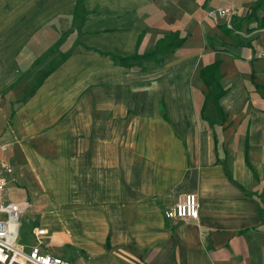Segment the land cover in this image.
Segmentation results:
<instances>
[{"label":"crops","instance_id":"1","mask_svg":"<svg viewBox=\"0 0 264 264\" xmlns=\"http://www.w3.org/2000/svg\"><path fill=\"white\" fill-rule=\"evenodd\" d=\"M255 2L83 0L77 29L76 0H0V175L25 195L7 203L81 264L95 242L100 264H264V177L251 172L264 163V29L244 20ZM228 5L232 31L207 17ZM173 35L169 53L117 62ZM217 62L219 86H206ZM189 193L198 220L165 219Z\"/></svg>","mask_w":264,"mask_h":264},{"label":"built area","instance_id":"2","mask_svg":"<svg viewBox=\"0 0 264 264\" xmlns=\"http://www.w3.org/2000/svg\"><path fill=\"white\" fill-rule=\"evenodd\" d=\"M207 17L215 22H223L230 27L234 17V8L230 5L218 7L207 12ZM256 59H264V50L255 53ZM4 149L3 147H1ZM1 171L10 173L11 169L1 164ZM6 181L0 175V264H70L65 259L41 252L40 239L45 236V230L33 229L36 244L28 251L18 242L19 216L25 211L23 204L6 203L4 200ZM167 220H178L184 223L197 221L199 218V203L194 194L178 195L175 203L164 212Z\"/></svg>","mask_w":264,"mask_h":264},{"label":"rangeland","instance_id":"3","mask_svg":"<svg viewBox=\"0 0 264 264\" xmlns=\"http://www.w3.org/2000/svg\"><path fill=\"white\" fill-rule=\"evenodd\" d=\"M230 6H232V5H230ZM232 7L234 8V17H233V21H232V25H233L234 20L237 18L236 17L237 14H236V8L234 6H232ZM49 59H53V61H56V62H58V60H59L57 55H52ZM48 62L49 61L44 62L46 67L48 66ZM51 66L52 65L47 67L46 70L51 68ZM33 69H35V68H33ZM192 114H194L193 117L194 116L197 117L198 111H195ZM207 115L210 118L216 117V112L214 110L213 105L209 108ZM1 118H0V122H1ZM1 124L2 123H0V125ZM1 127L2 126H0V128ZM7 152L0 151V159L3 158L4 156H6ZM251 172L255 176L264 177V163L254 162L251 166ZM18 189L19 188L16 186V184L14 182L8 183L6 193L4 192L5 196H6L5 197L6 203L15 201L16 199H21V196H23L25 198L24 193L20 192ZM34 217H35L34 214L31 213L29 208L19 216L18 242L23 244V245H26V247H31L34 244H36V241L34 240V238L32 237V234H31L32 228L36 227V226H42L43 225V221L42 222H35L33 220V219H35ZM49 228L51 229V231L53 230V228L51 226H49ZM60 230L64 231V228L63 229L60 228ZM53 232H54V230H53ZM40 242L42 243V250L45 248L46 251L48 252V254L55 256V257L62 258V259H66V260L72 262L73 264H81V262H79L78 259L73 256L74 251L72 250V248L69 245H67V244H64L61 246L50 245V241L45 237H42L40 239ZM90 246L93 248L92 250H95V251H93L94 255L91 253L92 251L90 249H87L86 247H80V248L84 249L85 252L88 251L87 254H92L91 255L92 261H90V262L86 261V264H95V263L100 264L101 259H103V257L101 256V253H100V245L95 242V243H90Z\"/></svg>","mask_w":264,"mask_h":264},{"label":"trees","instance_id":"4","mask_svg":"<svg viewBox=\"0 0 264 264\" xmlns=\"http://www.w3.org/2000/svg\"><path fill=\"white\" fill-rule=\"evenodd\" d=\"M261 12V15L258 16V12ZM86 11L83 7V0H76V7H75V13H74V23L73 27L80 28V25L83 23L85 19ZM244 20L247 21V23L251 21L256 22L257 29H264V0H256L254 5L250 8L248 14L245 16ZM237 26L231 25L229 27V30H236ZM69 34V32L65 33L61 40H64V38ZM183 40L179 39L176 35L170 36L167 39L163 40L159 43V46L157 49H155L152 53L146 54L142 57L139 56H133L130 59H120L119 62L123 66H129L130 60H138L142 58L147 59H155V57L161 53H169L172 49H177L181 44ZM56 49V47H53L52 50ZM68 57L67 54L62 55L61 60H65ZM200 77L203 81V83L206 86H210L213 82H216V85L219 86V80H220V71H219V63H214L212 65H209L205 67L201 73ZM38 86V84H37ZM37 86L34 88L36 89ZM33 89V90H34ZM33 90L30 92L33 93Z\"/></svg>","mask_w":264,"mask_h":264}]
</instances>
